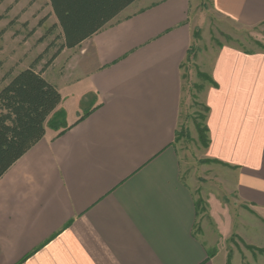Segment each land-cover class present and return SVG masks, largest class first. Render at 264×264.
<instances>
[{"label": "crops", "instance_id": "obj_1", "mask_svg": "<svg viewBox=\"0 0 264 264\" xmlns=\"http://www.w3.org/2000/svg\"><path fill=\"white\" fill-rule=\"evenodd\" d=\"M191 4L139 0L37 68L62 101L44 139L0 180V264H228L225 243L246 240L219 196L207 201L219 241L200 240L196 199L182 179L176 139ZM212 5L244 28L264 25V0ZM207 70L206 157L226 168L229 192L262 228L264 53L224 46ZM62 117L65 132L51 124Z\"/></svg>", "mask_w": 264, "mask_h": 264}, {"label": "rangeland", "instance_id": "obj_2", "mask_svg": "<svg viewBox=\"0 0 264 264\" xmlns=\"http://www.w3.org/2000/svg\"><path fill=\"white\" fill-rule=\"evenodd\" d=\"M48 6L45 0H0V91L11 77L30 68L40 56H44V61L37 68L45 67L44 63L47 64L55 54V48L49 52L48 49L62 34L61 29L57 28L55 35L44 43L39 42L56 25L49 19ZM191 7L193 40L182 68L183 99L176 149L181 161L182 179L198 204L195 234L210 247L219 239L210 220L207 203L211 197L219 196L240 219L239 223L236 222L240 227L236 225V228L246 233V240L233 236L225 243L230 264H264V227L250 226L255 222L254 213L235 202V196L229 192L231 181L226 168L206 157L207 110L203 95L211 85L202 78L208 76L207 69L224 46L245 53H264V25L244 28L218 14L212 0H192ZM41 22L47 24L40 26ZM60 43L57 41L56 45ZM215 212L221 221L223 213Z\"/></svg>", "mask_w": 264, "mask_h": 264}, {"label": "trees", "instance_id": "obj_3", "mask_svg": "<svg viewBox=\"0 0 264 264\" xmlns=\"http://www.w3.org/2000/svg\"><path fill=\"white\" fill-rule=\"evenodd\" d=\"M58 24L48 30L39 42L62 34L49 46L56 52L45 65L49 67L66 49L71 50L92 38L139 0H48ZM44 22H42L43 24ZM57 41L61 43L57 46ZM40 56L27 70L11 77L0 91V180L10 168L34 148L46 135V123L61 104L58 89L47 82L37 66ZM210 85L209 76H202ZM207 113L208 109L206 108ZM89 112L85 113L87 116ZM54 129L67 130L64 117L52 121ZM208 135L207 127H205ZM63 132V133H64ZM207 137V136H206ZM209 139L206 138V147ZM198 208V204H197ZM231 263L229 257L228 264Z\"/></svg>", "mask_w": 264, "mask_h": 264}]
</instances>
